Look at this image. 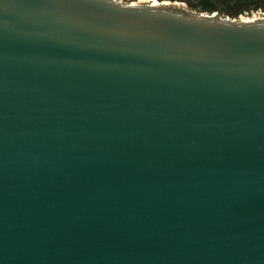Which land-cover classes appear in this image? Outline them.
<instances>
[{
  "label": "water",
  "instance_id": "95a60500",
  "mask_svg": "<svg viewBox=\"0 0 264 264\" xmlns=\"http://www.w3.org/2000/svg\"><path fill=\"white\" fill-rule=\"evenodd\" d=\"M0 264H264V18L0 0Z\"/></svg>",
  "mask_w": 264,
  "mask_h": 264
},
{
  "label": "flooded vegetation",
  "instance_id": "af4514ba",
  "mask_svg": "<svg viewBox=\"0 0 264 264\" xmlns=\"http://www.w3.org/2000/svg\"><path fill=\"white\" fill-rule=\"evenodd\" d=\"M115 1L122 4L153 5L156 7H162L172 10H182L187 13H188L187 9L189 8L195 10L197 13H212L199 9V5H198L199 0H115ZM241 1L243 3L240 5H235L234 8L239 7L241 10H244V13L247 15H250L251 13H255L254 15H258V17L264 18V0H241ZM213 12H216L217 14V12L219 11H213Z\"/></svg>",
  "mask_w": 264,
  "mask_h": 264
},
{
  "label": "trees",
  "instance_id": "16d2710c",
  "mask_svg": "<svg viewBox=\"0 0 264 264\" xmlns=\"http://www.w3.org/2000/svg\"><path fill=\"white\" fill-rule=\"evenodd\" d=\"M243 2L241 0H199V9L213 12H224L231 10L235 5H240Z\"/></svg>",
  "mask_w": 264,
  "mask_h": 264
},
{
  "label": "rangeland",
  "instance_id": "374dc122",
  "mask_svg": "<svg viewBox=\"0 0 264 264\" xmlns=\"http://www.w3.org/2000/svg\"><path fill=\"white\" fill-rule=\"evenodd\" d=\"M216 12H212V13H209V14H215ZM217 14L219 16H222V17H229V18H234V19H237V20H241V19H244V20H253V19H256L258 17V15H254L255 13H251L250 15H247L244 13V10H241L239 7H235L231 10H227L225 12H217ZM257 16V17H256Z\"/></svg>",
  "mask_w": 264,
  "mask_h": 264
},
{
  "label": "built area",
  "instance_id": "2783aa9c",
  "mask_svg": "<svg viewBox=\"0 0 264 264\" xmlns=\"http://www.w3.org/2000/svg\"><path fill=\"white\" fill-rule=\"evenodd\" d=\"M188 10V13L189 14H191V15H201V14H204V15H206V14H209V13H197L195 10H193V9H187ZM216 14V13H215ZM257 18H263V17H257ZM256 18V19H257Z\"/></svg>",
  "mask_w": 264,
  "mask_h": 264
}]
</instances>
